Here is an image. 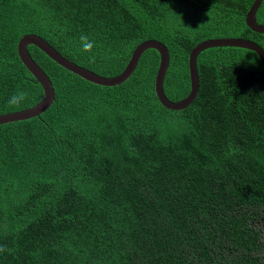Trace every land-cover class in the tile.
<instances>
[{"label":"trees","instance_id":"16d2710c","mask_svg":"<svg viewBox=\"0 0 264 264\" xmlns=\"http://www.w3.org/2000/svg\"><path fill=\"white\" fill-rule=\"evenodd\" d=\"M253 2L0 0V115L43 96L17 54L25 34L105 77L139 43L159 40L170 56L163 90L179 101L200 41L238 37L264 50V34L245 23ZM193 13L198 24L183 27ZM256 21L264 25V0ZM27 50L55 99L37 117L0 125V264H264L254 227L264 224V69L253 51H202L198 94L175 111L154 92L156 50L112 87ZM18 91L26 98L10 105Z\"/></svg>","mask_w":264,"mask_h":264},{"label":"water","instance_id":"95a60500","mask_svg":"<svg viewBox=\"0 0 264 264\" xmlns=\"http://www.w3.org/2000/svg\"><path fill=\"white\" fill-rule=\"evenodd\" d=\"M263 0H254L252 6L245 15V23L247 27L255 33L264 34V25H260L256 21V13ZM28 46H34L43 52L47 57L54 61L60 67L77 75L81 79L93 83L95 85L112 87L117 86L127 80L135 71L142 54L148 50H156L159 54V64L157 67L154 79V92L160 104L169 110L186 109L196 98L199 90V75L197 68L198 55L210 48L233 47L253 51L259 58V61L264 69V50L256 42L244 38H208L197 43L188 55V73L190 89L188 94L179 101L169 100L163 90L164 78L169 66V51L168 48L159 40L148 39L139 43L133 50L125 68L122 72L114 77L100 76L89 69H86L78 64L68 60L56 49H54L45 39L37 34H25L17 43V54L21 63L31 73L35 80L40 84L43 90L41 100L24 110L11 112L0 115V125L24 121L41 115L46 111L55 99L53 85L43 71V69L33 60L28 52Z\"/></svg>","mask_w":264,"mask_h":264},{"label":"clouds","instance_id":"9594fccd","mask_svg":"<svg viewBox=\"0 0 264 264\" xmlns=\"http://www.w3.org/2000/svg\"><path fill=\"white\" fill-rule=\"evenodd\" d=\"M80 40L82 42V50L85 52H91L94 47V43L90 41L86 35H82L80 37ZM25 98H26V94L23 91H18L15 94H13L11 97H9L8 103L10 105L16 106L22 103Z\"/></svg>","mask_w":264,"mask_h":264},{"label":"rangeland","instance_id":"374dc122","mask_svg":"<svg viewBox=\"0 0 264 264\" xmlns=\"http://www.w3.org/2000/svg\"><path fill=\"white\" fill-rule=\"evenodd\" d=\"M183 16H184V14H183ZM185 18H186V20L184 21V23H181V25L183 27L186 26L185 24L189 25L190 27H193V26L197 25L198 22L200 21V17L195 15L194 13L192 15H189L188 17H185ZM58 49H62V47H58ZM64 49H70V48L65 44ZM254 227L257 228V230L261 234V237L264 239V224H263V221L260 220V221L255 222L254 223Z\"/></svg>","mask_w":264,"mask_h":264}]
</instances>
